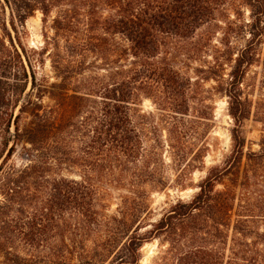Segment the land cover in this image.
<instances>
[{
	"label": "trees",
	"instance_id": "16d2710c",
	"mask_svg": "<svg viewBox=\"0 0 264 264\" xmlns=\"http://www.w3.org/2000/svg\"><path fill=\"white\" fill-rule=\"evenodd\" d=\"M5 4L11 9L16 30L17 22L24 27L37 9L44 14L45 23L52 9H59L53 24V50L44 45L30 55L25 46L21 51L15 46L0 13V29L10 41L8 46L0 38V190L6 201L7 197L13 200L38 180L47 182V172L71 171L76 162L84 167L80 192L75 193L74 182L65 178L55 187L61 201L59 217L69 228L62 227L60 233L64 243L58 255L61 264L68 260L100 264L106 251L111 252L91 254L74 247L71 236L81 233L76 225L73 230L68 225L71 216L65 204L75 196L89 199L91 205L103 198L102 179L109 175L106 167L115 168L122 153L128 161L135 158L141 146L134 142L138 134L129 111L139 100V92L151 91L160 106L166 105L161 87L181 83L178 72L174 73L176 80L171 78L173 57L197 52L194 37L200 28V11L206 15L216 8L223 18L231 10L238 15L219 21L226 27L221 26L223 49L213 72L229 98V113L235 121L232 153L212 169L191 201L178 202L172 213L153 225L150 234L165 232L193 243L187 249L172 246L158 264H170V255L176 259L173 264H264V136L259 151H245L242 131L252 113L245 92L251 86L248 76L257 63L262 65L264 89V0H4L0 12L6 11ZM245 6L249 20L240 16ZM243 35L244 44H232L231 39ZM47 52L52 55L55 81L38 78L37 69L44 66ZM227 67L230 71L224 73ZM259 106L264 124V102ZM82 114L88 115L86 125L79 123ZM83 129L96 140L105 138L106 143L98 141L97 146L92 145L97 152L77 159L73 138ZM19 145L27 163L10 166ZM218 183L224 188L217 189ZM199 233L200 245H196ZM147 239L136 234L123 247L136 257ZM125 259L117 252L111 264H137L134 258Z\"/></svg>",
	"mask_w": 264,
	"mask_h": 264
},
{
	"label": "rangeland",
	"instance_id": "374dc122",
	"mask_svg": "<svg viewBox=\"0 0 264 264\" xmlns=\"http://www.w3.org/2000/svg\"><path fill=\"white\" fill-rule=\"evenodd\" d=\"M0 2L4 3V0ZM5 7L6 11L0 13L19 51L21 46H25L30 55L32 50L41 49L44 45L49 47L48 50H53V24L59 9H52L47 23L44 22V14L37 9L28 17L24 27L17 22L16 30L12 26L11 9L6 4ZM241 10L242 19L249 20V8L245 6ZM226 15L223 18L216 8L208 10L206 15L200 11V28L194 37L197 52L189 57L176 55L175 58L171 55L175 64V68L171 69V78L176 80L174 73L178 72L181 83L161 87L166 105L160 106L151 91L139 92V100L130 105L129 113L138 134L134 142L141 148L131 161L122 153L115 168L108 170L106 167L105 172L107 170L109 175L105 174L102 179L104 197L91 202V205L89 199L83 201L75 196L65 204L71 216L68 225L72 224L71 230L76 225L81 233L77 237L71 236L74 247L91 254L111 250L110 253L106 251L107 257L100 264H111L117 252L127 261L134 258L137 264H158L172 246L187 249L193 244L186 240L179 241L178 237L169 233L156 235L150 234V231L153 225L172 213L178 202L191 201L212 169L222 165L232 153L231 136L235 121L229 113V98L222 93L218 78L213 75L223 49L221 26L223 29L226 27L219 21L238 16L232 10ZM1 37L10 46L9 38L2 29ZM170 39L174 41L176 38L172 36ZM231 42L240 46L245 42V35L233 38ZM171 44L174 47L175 43ZM49 53L44 56V66L37 69L38 78L47 76L50 81H55L52 55ZM35 65L38 68V64ZM229 71L227 67L224 73ZM248 81L251 86L245 92L251 102L252 113L242 129L246 138L245 151H259L264 136V124L260 122L262 115L259 113L262 110L259 103L264 102L261 64L257 63L251 68ZM30 86L31 81L27 92ZM45 102L49 103V99L45 98ZM82 116L79 123L86 125L88 115ZM93 137L84 129L75 133V158L97 152L92 145L97 146L98 141L102 140ZM105 141L103 138L102 142ZM26 163L25 152L19 145L9 164L22 167ZM84 173V167L77 162L72 164L71 171L47 172V182L38 180L29 186L22 197L13 200L7 197L6 201L0 190V264H61L58 255L64 243L60 233L62 227L66 230L69 228L62 225L59 217L61 201L56 197L55 187L60 178H65L74 182L72 190L78 193L84 183ZM224 181L229 182L228 179ZM222 188L224 185L218 183L217 189ZM94 211L99 214H94ZM198 223L200 227V218ZM178 228L182 230L183 226L179 225ZM136 234L149 239L145 240L138 255L131 257L123 245ZM196 245H200V233ZM170 256H167L169 263H176L174 256ZM63 264H75V261L68 260Z\"/></svg>",
	"mask_w": 264,
	"mask_h": 264
}]
</instances>
